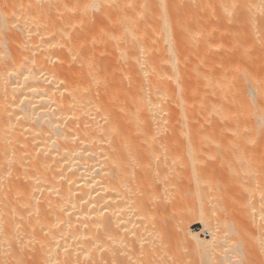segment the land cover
Instances as JSON below:
<instances>
[{
	"label": "bare ground",
	"instance_id": "1",
	"mask_svg": "<svg viewBox=\"0 0 264 264\" xmlns=\"http://www.w3.org/2000/svg\"><path fill=\"white\" fill-rule=\"evenodd\" d=\"M262 171L264 0H0V264H264Z\"/></svg>",
	"mask_w": 264,
	"mask_h": 264
},
{
	"label": "rangeland",
	"instance_id": "2",
	"mask_svg": "<svg viewBox=\"0 0 264 264\" xmlns=\"http://www.w3.org/2000/svg\"><path fill=\"white\" fill-rule=\"evenodd\" d=\"M189 172H191V171H187L186 173H185V171H182V173H184V174H182V177H183V175L185 176L186 174H188L187 175V178H188V176H189ZM205 172V174L206 173H208L207 171H204ZM222 172H224V173H222ZM262 173H263V177H264V171H262ZM209 178H208V180L210 181H214L213 183H215V182H217V183H219V184H221V183H223V184H226L225 185V188L228 186V183H226L225 182V180H226V174H227V172L226 171H209ZM208 174H206L207 176H208ZM224 175L225 174V176H221V175ZM206 176V177H207ZM185 178H186V176H185ZM184 178V179H185ZM181 179H183V178H181ZM179 180H180V178H179ZM220 180V181H219ZM264 180V179H263ZM182 181V180H181ZM211 183V182H210ZM264 185V183H263V181H262V186ZM263 188H264V186H263ZM263 190V189H262ZM264 191V190H263ZM263 201H264V199H263ZM215 205H216V203H214ZM213 215H217L216 214V210H213L212 211V213H211V216L210 217H213ZM218 216V215H217ZM188 223H189V221H188ZM189 226L192 228V229H195V230H201V235L204 237V238H209V233L206 231V229L204 228V226H203V223L201 222V221H199V220H194V221H190V223H189ZM170 244V245H169ZM160 245V244H159ZM163 245V244H162ZM161 246V245H160ZM162 247V246H161ZM162 249L165 251V252H170V251H173L174 253H177L176 255H177V257L178 256H180V257H178L179 259H182V261H183V259H185V258H189V255L192 253L191 252V250H190V248L188 247V246H182V244H179V243H170V241L169 242H167V244L165 243L164 244V246L162 247ZM190 250V251H189ZM175 251H177V252H175ZM180 254V255H179ZM181 256H183V257H181ZM181 262V261H180ZM182 263V262H181ZM180 263V264H181ZM185 263V262H184ZM184 263H182V264H184Z\"/></svg>",
	"mask_w": 264,
	"mask_h": 264
}]
</instances>
